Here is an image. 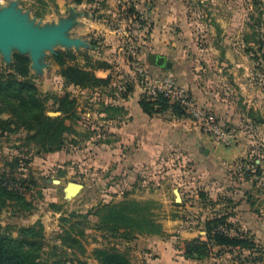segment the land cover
<instances>
[{
  "label": "rangeland",
  "instance_id": "374dc122",
  "mask_svg": "<svg viewBox=\"0 0 264 264\" xmlns=\"http://www.w3.org/2000/svg\"><path fill=\"white\" fill-rule=\"evenodd\" d=\"M58 1L66 3V12L60 11ZM177 1L185 8L193 36L179 39V44L188 46L186 54L162 56L182 69L176 72L171 68L158 75L148 61L149 55H155L151 44L157 41L149 36L157 14L154 0H120L112 12H107L101 1L83 3L85 8H78L81 5L72 0H0V75L12 73L14 55L23 56L42 97L68 94L75 111V116L65 122L75 133L67 136L59 152L36 156L35 145L27 142L31 134L23 128L0 137V173H12L21 181L24 197L31 204L29 212L9 203L0 209L1 235L17 238L22 229H32L40 247L38 253L49 263L95 264V251L112 247L131 264L137 249L130 244L147 235L134 232L130 241L113 239L103 226V214H95L104 205L123 198L143 203L147 216L161 226L169 220L192 226L215 208H234L233 202L222 198L220 203L212 202L209 194L215 197L214 192H200L197 169L189 163L183 165L178 158L174 157L169 168H159V174L151 168H119L117 160L105 164V143L112 141L105 124L109 100L122 94L127 99L136 95L153 100L148 90L149 80L155 77L169 76L179 86L192 85L209 99L210 108L198 105L189 88L181 86L213 118L226 140L203 132L188 116L202 134L224 147H245L246 156L233 164L229 176L235 178V188L245 193L244 207L264 209V0ZM72 16L102 21L104 28L107 17L109 23L119 27L120 35L106 38L105 29L91 31ZM77 26L82 28L77 30ZM190 46L195 49L191 51ZM58 54H62L64 69L84 70L101 80H105V65H109V86L80 88L65 84L63 68L56 61ZM51 103H46V115L61 116L53 112ZM0 117L7 119L8 113ZM252 162L260 165L261 173L254 171L251 179L244 181L245 171L239 167ZM69 183L83 188L77 195H66L64 189ZM173 190L179 193V203ZM197 194L204 198L195 199ZM161 236L166 238L164 233ZM70 238L77 239L79 245H72ZM257 250L251 256L247 251H234L238 264H264V250Z\"/></svg>",
  "mask_w": 264,
  "mask_h": 264
},
{
  "label": "crops",
  "instance_id": "0c3cea01",
  "mask_svg": "<svg viewBox=\"0 0 264 264\" xmlns=\"http://www.w3.org/2000/svg\"><path fill=\"white\" fill-rule=\"evenodd\" d=\"M154 1L157 14L154 25H152L154 28L150 30L149 34L152 39L157 40L150 47L153 54L157 56L186 54L184 52L188 46L179 44V39L188 38L187 34L190 36L189 39H192L193 34L189 30L190 19L184 15L185 8L177 0ZM58 2L60 11L65 10L66 12V3ZM119 2L120 0H106L105 9L107 12H112L119 6ZM213 2L212 0L211 3ZM70 3L67 1L68 5ZM85 6L81 5L78 8H85ZM72 17L78 19L77 22H83L84 24L81 26L86 29L91 28V31L96 30L99 33L105 29L106 38H112V36L115 38L116 34L120 35L119 27L109 23L106 20L107 17H105V28L101 23L102 21L94 22L76 16ZM79 26H77V30L82 28ZM194 49L195 47L191 48L190 46L191 51ZM106 51L105 54H108ZM171 64L173 71L177 72L182 69L177 63ZM153 68V71L158 75L168 72L163 68L155 66ZM109 73L110 70H105V78L109 76ZM181 86L189 88L192 98L198 105L207 108L212 106L209 99L204 98L196 87L185 84ZM139 102L140 97L136 95L126 100L120 98L114 101L109 100L111 105L117 106L123 111L112 119L105 115L107 121L105 124L108 126L107 137L112 139L111 143H105V164L117 160L119 168H151L159 174V168L170 166L171 161L178 158L183 165L185 163L194 165L198 171L195 176L199 180L197 182L199 191L214 192L215 197L209 194V199L212 202L220 203L222 198L229 203L233 202L232 204L235 205L234 208L220 209L219 211L215 208L211 214L202 215L200 221L192 226L180 225L181 223L174 222L176 220L173 222L169 220L168 224H162V231L166 238L146 236V238H140V240L135 241L136 243L130 244L133 249H137V256L131 264H238L234 251L225 252L226 250H224L219 256L212 255L201 262L185 260L182 256L184 242L197 238L205 241L203 223L217 215H230L228 222L239 231L249 233L253 237L254 243L264 250V209L253 210L244 207L246 203L242 200L245 198V193L235 188V178H231L228 172L237 160L246 156L245 147L243 148L241 145L224 147L207 135L202 134L190 118L175 119L169 112L147 116L140 109ZM168 173L170 172L167 171L166 174ZM179 177L183 179L182 176ZM160 178L165 179L163 175ZM180 182L182 183V181ZM174 191L177 190H173V193ZM197 198H199L198 194L195 196V199ZM236 204L238 205L236 206ZM230 233L231 235L235 234L233 230ZM93 262L95 263V261Z\"/></svg>",
  "mask_w": 264,
  "mask_h": 264
},
{
  "label": "trees",
  "instance_id": "16d2710c",
  "mask_svg": "<svg viewBox=\"0 0 264 264\" xmlns=\"http://www.w3.org/2000/svg\"><path fill=\"white\" fill-rule=\"evenodd\" d=\"M98 1L106 0H72L76 5L92 4ZM61 56L62 54H58L56 61L63 68L61 76L65 84L80 88H89L94 85L109 86L108 77L101 80L84 70L64 69L65 65ZM27 64L28 60L25 57L14 55L13 63L10 65L12 73L0 75V114L8 113L7 119L0 117V137L4 134H16L20 128H23L31 134L27 137V142L35 145L36 156L53 154L63 149L67 136L75 133L74 129L65 123L66 119L75 116L74 101L68 94L62 97L57 95L42 97L31 81ZM105 70H110L109 65H105ZM120 98L127 99L125 94H122ZM49 101H52L53 112L60 113L61 116L51 118L46 115V103ZM139 107L147 116L169 112L175 119L188 118L179 104H171L161 95L153 100L140 99ZM121 111L123 110L117 106L108 105L105 114L112 119ZM252 164L255 166L257 175L260 174V165L255 162ZM251 176L249 172H244L243 180L249 181ZM22 184L12 176V173L10 175L0 173V209L9 203L19 211L31 210V204L24 197ZM199 197L204 198L202 194ZM142 204L123 198L119 202L104 205L95 214H103L105 220L103 226L113 239L119 237L130 241L134 236L131 234L134 232L147 236L163 235L161 224L147 216L145 206L142 207ZM229 218L230 215H217L206 220L203 223L205 241L197 238L184 242L183 258L201 262L210 258L215 249H218L215 254L217 256L223 250L247 251L250 256L259 252L257 249L260 247L254 243L253 237L249 233L236 229L228 222ZM231 230L235 232L234 235H231ZM32 233V229L28 228L22 229L17 238L0 234V264H58L42 260L38 253L40 247L34 241ZM70 242L72 245H79V241L75 238H70ZM93 256V260L98 264H130L128 258L120 255L112 247L96 250Z\"/></svg>",
  "mask_w": 264,
  "mask_h": 264
},
{
  "label": "built area",
  "instance_id": "2783aa9c",
  "mask_svg": "<svg viewBox=\"0 0 264 264\" xmlns=\"http://www.w3.org/2000/svg\"><path fill=\"white\" fill-rule=\"evenodd\" d=\"M118 90L120 91V88H118ZM148 91V95L151 97L155 98L161 95L167 99L169 103L179 104L185 113L203 130V132L210 134L217 140H226V138L220 134L218 128L214 125L213 118L200 109L194 103L193 99H191L188 91L179 86L173 78L167 76L163 78L155 77L154 79L149 80ZM239 168L242 172L245 171L253 174L255 171L256 173V169L254 170L255 166L252 163L241 164ZM67 264L75 263L67 262Z\"/></svg>",
  "mask_w": 264,
  "mask_h": 264
},
{
  "label": "water",
  "instance_id": "95a60500",
  "mask_svg": "<svg viewBox=\"0 0 264 264\" xmlns=\"http://www.w3.org/2000/svg\"><path fill=\"white\" fill-rule=\"evenodd\" d=\"M148 61L150 65L158 67V68H163L166 70H170L172 68V64L168 61V59L162 56L149 55ZM82 188L83 187L79 184L69 183L65 187L64 192L66 195L74 196V195H77L82 190ZM174 195H175V202L179 203L180 199H179L178 192L174 191Z\"/></svg>",
  "mask_w": 264,
  "mask_h": 264
}]
</instances>
